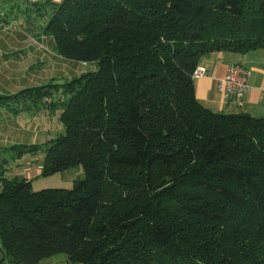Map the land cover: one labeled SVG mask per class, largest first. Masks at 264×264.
<instances>
[{
    "label": "trees",
    "instance_id": "1",
    "mask_svg": "<svg viewBox=\"0 0 264 264\" xmlns=\"http://www.w3.org/2000/svg\"><path fill=\"white\" fill-rule=\"evenodd\" d=\"M42 33L94 68L0 105L59 113L64 133L19 157L84 178L34 191L1 167L8 264H264V117L211 109L193 78L211 55L264 57V0H60Z\"/></svg>",
    "mask_w": 264,
    "mask_h": 264
},
{
    "label": "crops",
    "instance_id": "2",
    "mask_svg": "<svg viewBox=\"0 0 264 264\" xmlns=\"http://www.w3.org/2000/svg\"><path fill=\"white\" fill-rule=\"evenodd\" d=\"M59 1L0 0V71L7 73L5 81L0 82V95L54 81L50 73L53 67L58 68L60 55L52 37L42 33V27L49 17L51 5ZM240 62L250 68L249 87L241 104L226 99L218 89L219 80L226 75L231 64L225 56L203 58L199 68H203L205 73L194 78L196 98L215 111L245 112L254 117H264V57L246 56ZM30 72L31 76L28 75ZM2 111L5 116L8 113L15 114L14 117L22 114L0 105V114ZM30 112L36 111H27ZM35 121L32 129L41 124Z\"/></svg>",
    "mask_w": 264,
    "mask_h": 264
},
{
    "label": "rangeland",
    "instance_id": "3",
    "mask_svg": "<svg viewBox=\"0 0 264 264\" xmlns=\"http://www.w3.org/2000/svg\"><path fill=\"white\" fill-rule=\"evenodd\" d=\"M238 59H245V57L241 56ZM92 68H94V65L91 63L68 60L60 56L58 68L53 67L50 77L54 80L53 82H58L62 81L65 77L70 78ZM28 75L31 76L32 72ZM6 78L7 73L0 71V82H4ZM50 80L47 82H50ZM3 113L4 111L0 114V125L2 126L0 129V169L3 166L6 168L7 174L11 176L23 174L27 179L31 180L34 191L49 188H71L74 181L84 178V172L81 166L52 175H43L41 168L43 165V154L40 152L35 154L24 153L19 157L20 153L18 152L21 147L31 148L41 146L51 138L64 133L63 125L58 117L59 113H55L54 111L50 112L42 108L36 112H21L22 114H19L17 117H14L15 114L8 113L5 116ZM38 114L39 116L36 118L35 116ZM34 118L37 120L35 121ZM34 121L38 125L41 124L37 128L32 129L36 125ZM8 126L9 129H7ZM10 140L14 142L11 143ZM0 264H8L1 250ZM40 264L82 263L70 261L65 253H56L43 259Z\"/></svg>",
    "mask_w": 264,
    "mask_h": 264
},
{
    "label": "built area",
    "instance_id": "4",
    "mask_svg": "<svg viewBox=\"0 0 264 264\" xmlns=\"http://www.w3.org/2000/svg\"><path fill=\"white\" fill-rule=\"evenodd\" d=\"M204 73L205 70L198 67L193 73V78L201 77ZM249 76L250 68L242 63L233 64L229 66L226 75L219 80L218 89L226 99H232L237 104H241L249 87Z\"/></svg>",
    "mask_w": 264,
    "mask_h": 264
}]
</instances>
